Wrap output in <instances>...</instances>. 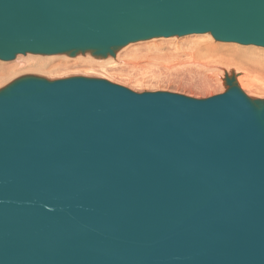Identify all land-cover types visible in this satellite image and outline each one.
I'll use <instances>...</instances> for the list:
<instances>
[{
    "label": "water",
    "instance_id": "water-1",
    "mask_svg": "<svg viewBox=\"0 0 264 264\" xmlns=\"http://www.w3.org/2000/svg\"><path fill=\"white\" fill-rule=\"evenodd\" d=\"M209 33L264 47V0H0V60ZM19 77L0 89V264H264V99Z\"/></svg>",
    "mask_w": 264,
    "mask_h": 264
},
{
    "label": "rangeland",
    "instance_id": "rangeland-1",
    "mask_svg": "<svg viewBox=\"0 0 264 264\" xmlns=\"http://www.w3.org/2000/svg\"><path fill=\"white\" fill-rule=\"evenodd\" d=\"M200 41L214 46L236 47L239 48L235 50L237 52L247 49L246 55L252 61L245 64L244 59L247 57L240 60L241 55H237L238 59L235 60H223L222 57L227 54L222 47H219L220 51L210 47L212 54L202 57L189 53L193 43ZM248 51H251L250 54ZM31 59H38V62L31 64L29 62ZM202 63L204 64L202 65ZM1 64H16V68L9 72L0 68V89L13 80L26 75L48 80L83 76L105 79L139 93L170 91L194 98H206L225 91L224 73H229L228 70H234V68L237 72L246 71V69L250 71L253 75L251 79L254 81L252 77H255L254 83H258V86L262 82L261 79L264 82L262 73L264 47L217 41L209 33L137 41L119 49L115 56L106 58H97L89 52L73 57L66 54L46 56L27 53L19 54L13 60H0ZM238 86L249 98L264 99L263 87V89H255L253 86L247 90L242 88L239 83Z\"/></svg>",
    "mask_w": 264,
    "mask_h": 264
},
{
    "label": "bare ground",
    "instance_id": "bare-ground-1",
    "mask_svg": "<svg viewBox=\"0 0 264 264\" xmlns=\"http://www.w3.org/2000/svg\"><path fill=\"white\" fill-rule=\"evenodd\" d=\"M197 42V41H196ZM193 43V46H189L190 47V49H189V53H191V54H197L198 56H200V57H202V56H206V55H211L212 53H210L211 51H210V47L213 49V50H218V51H220L219 50V47H222L223 48V50H224V52H225V54H227V55H225V56H223L222 57V59L223 60H235V59H238L236 56L237 55H241L242 57H240V60H242V58L244 59L245 57H247V55H246V50L247 49H245V50H241V52H237V51H235V50H238L239 48H236V47H227V46H218V45H209L208 43H201V41L199 42V43ZM211 44V43H210ZM239 50V51H240ZM231 51H235V52H231ZM249 52V51H248ZM251 52V51H250ZM250 52H249V54H250ZM216 53V52H215ZM248 54V53H247ZM37 55H40V54H37ZM253 55V54H252ZM251 55V56H252ZM255 56V55H254ZM33 58V57H32ZM204 58V57H203ZM253 58V57H252ZM255 59V58H254ZM258 60V59H257ZM33 61V62H32ZM244 61H245V64L247 63L248 64V62H250V61H252L251 59H248V57H247V59H244ZM254 61V60H253ZM31 64H34V63H36V62H38V59H31L30 61H29ZM242 62V61H241ZM241 62H239V63H241ZM21 63V62H20ZM131 63V62H130ZM132 63H134V62H132ZM136 64V63H135ZM204 63H202V65H203ZM208 64V63H207ZM259 64V63H258ZM19 65H21V64H19ZM261 65V64H260ZM259 65V66H260ZM22 66V65H21ZM42 66V65H41ZM40 66V67H41ZM0 68L3 70V71H7V72H9V71H11V70H13L14 68H16V64L14 65V64H12V65H10V64H1L0 65ZM243 69V68H242ZM244 69H246V68H244ZM240 70H241V67H240ZM229 72L230 71H235V68H234V70H228ZM239 71V70H238ZM255 72V71H254ZM257 72V71H256ZM235 73V75H236V80H237V83H239L241 86H242V88L244 87V88H246L247 90L248 89H251V88H253V86H254V88L255 89H259V88H264V82H263V79H261L262 80V82H261V84L258 86L257 84L258 83H254L255 82V77H252V78H254V81H253V79H251V76H253V75H251V72L250 71H247V69H246V71H239V72H237V71H235L234 72ZM262 73L264 74V66H263V71H262ZM263 78V77H262ZM119 80V79H118ZM138 81V80H137ZM136 81V82H137ZM126 82V81H125ZM139 82V81H138ZM127 83V82H126ZM260 83V82H259ZM128 84V83H127ZM262 88V89H263Z\"/></svg>",
    "mask_w": 264,
    "mask_h": 264
}]
</instances>
